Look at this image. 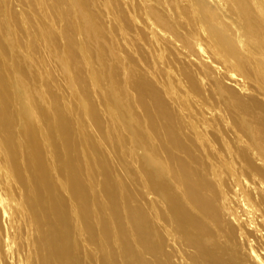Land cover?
<instances>
[{"label": "rangeland", "instance_id": "obj_1", "mask_svg": "<svg viewBox=\"0 0 264 264\" xmlns=\"http://www.w3.org/2000/svg\"><path fill=\"white\" fill-rule=\"evenodd\" d=\"M53 240V264H264V0H0V264Z\"/></svg>", "mask_w": 264, "mask_h": 264}, {"label": "bare ground", "instance_id": "obj_2", "mask_svg": "<svg viewBox=\"0 0 264 264\" xmlns=\"http://www.w3.org/2000/svg\"><path fill=\"white\" fill-rule=\"evenodd\" d=\"M244 91V90H243ZM2 115V114H1ZM1 118H2V116H1ZM2 127V126H1ZM243 168V167H242ZM189 175V174H188ZM205 178V177H204ZM182 182V181H181ZM183 183V182H182ZM196 182H194L192 179L190 180V179H186V191L188 192V199L192 202V204L194 205V207L201 213V214H205V216H207L208 214H210L211 213V206H210V204H208L207 205V202L205 201L206 199H204L203 197H202V193L200 194V192H202V191H200V189H201V187L199 188V189H197L196 188V184H195ZM248 184V183H247ZM248 186V185H247ZM262 187V186H261ZM257 189V188H256ZM255 189V190H256ZM198 190L200 191V192H198ZM186 192V193H187ZM258 193V192H257ZM261 193V192H260ZM238 196V195H237ZM248 199V198H247ZM263 200V199H262ZM175 202V201H174ZM184 202V201H183ZM179 204V203H178ZM177 203H173V210H175L176 212H177V217H178V219L180 218L181 219V221H180V223H182L181 225H183L184 226V228H185V230H184V232L185 233H189V235H190V232H191V227H195V226H197V224H198V222H199V220H197L194 216H192L190 213L188 214V212H187V210H185V208L182 206V205H178ZM228 205V204H227ZM254 205V204H253ZM257 206V205H256ZM207 214V215H206ZM200 223V222H199ZM53 224V223H52ZM202 226V225H201ZM53 227H51V229H52ZM196 229H197V227H196ZM194 231V230H193ZM44 232V231H43ZM52 233V232H51ZM50 234V233H49ZM185 239V238H184ZM189 238L187 237V240H188ZM249 239V238H248ZM189 241H191V240H189ZM56 242V241H55ZM55 242H54V240L53 241H51V243H49V241H48V243L50 244V251L48 250V252H50V256H51V258H52V260H53V258H55V256L52 254L53 253V251H55V249H56V245H55ZM188 242V241H187ZM190 243V242H189ZM188 243V244H189ZM192 243V242H191ZM195 242H193V244H190L189 246L190 247H193V245H195L194 244ZM57 244V243H56ZM59 245V244H58ZM47 247V246H46ZM204 248V247H203ZM250 248H251V246H250ZM205 250V249H204ZM60 253V252H59ZM55 255L56 254H58L57 252L56 253H54ZM215 254V253H214ZM217 254V253H216ZM63 255V254H62ZM255 255H256V252H255ZM263 255V254H262ZM46 256V255H45ZM50 256H49V258H50ZM54 256V257H53ZM47 257V256H46ZM58 257H60V256H58ZM49 258H48V261H49ZM61 258V257H60ZM210 259H211V261L212 262H214L215 264H221V262L219 261V260H217V258H216V256L214 257V256H210L209 257ZM258 258V257H257ZM59 260V258H56V260ZM235 259V258H234ZM259 259V258H258ZM55 260V261H56ZM57 260V261H58ZM257 260V259H256ZM261 260V259H260ZM259 260V261H260ZM57 261H56V263H57ZM52 262H54V260L53 261H51V264H53ZM262 262V261H261ZM58 263H60L59 261H58ZM262 264V263H261Z\"/></svg>", "mask_w": 264, "mask_h": 264}]
</instances>
